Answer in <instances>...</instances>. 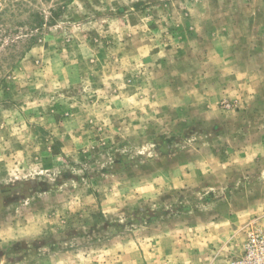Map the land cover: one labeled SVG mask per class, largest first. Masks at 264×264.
Returning a JSON list of instances; mask_svg holds the SVG:
<instances>
[{
	"label": "rangeland",
	"instance_id": "374dc122",
	"mask_svg": "<svg viewBox=\"0 0 264 264\" xmlns=\"http://www.w3.org/2000/svg\"><path fill=\"white\" fill-rule=\"evenodd\" d=\"M11 1L0 264H264V0Z\"/></svg>",
	"mask_w": 264,
	"mask_h": 264
},
{
	"label": "trees",
	"instance_id": "16d2710c",
	"mask_svg": "<svg viewBox=\"0 0 264 264\" xmlns=\"http://www.w3.org/2000/svg\"><path fill=\"white\" fill-rule=\"evenodd\" d=\"M14 7H16L17 10H14L15 9ZM22 7H25V4H24V2H19V1H15V2L11 1L4 8H1V6H0V36H3L4 34H8V32H10V30L7 28V23L11 19L10 17L15 16V14H14L15 11H17V13H22V11H24V9H26L25 11L30 12L29 9L22 8ZM6 14H10L8 16L9 19H7V20L4 19V16ZM28 26L30 28V31L39 32L40 29H42L43 23H42V20L38 14L33 13V12L31 13L30 20L28 22ZM29 35H30L29 36V43L32 44L35 41V36H34V34H29Z\"/></svg>",
	"mask_w": 264,
	"mask_h": 264
}]
</instances>
